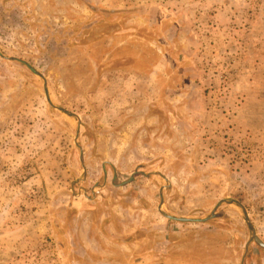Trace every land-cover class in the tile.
Wrapping results in <instances>:
<instances>
[{
    "label": "rangeland",
    "instance_id": "1",
    "mask_svg": "<svg viewBox=\"0 0 264 264\" xmlns=\"http://www.w3.org/2000/svg\"><path fill=\"white\" fill-rule=\"evenodd\" d=\"M257 239L264 0H0V264H264Z\"/></svg>",
    "mask_w": 264,
    "mask_h": 264
},
{
    "label": "water",
    "instance_id": "2",
    "mask_svg": "<svg viewBox=\"0 0 264 264\" xmlns=\"http://www.w3.org/2000/svg\"><path fill=\"white\" fill-rule=\"evenodd\" d=\"M179 220L182 221V222H187V221H188L187 219H179ZM257 242H258L260 245L264 246V244H263L259 239H257Z\"/></svg>",
    "mask_w": 264,
    "mask_h": 264
}]
</instances>
